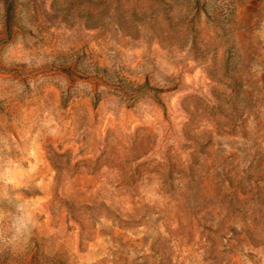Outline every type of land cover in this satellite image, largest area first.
Listing matches in <instances>:
<instances>
[{
    "label": "rangeland",
    "instance_id": "obj_1",
    "mask_svg": "<svg viewBox=\"0 0 264 264\" xmlns=\"http://www.w3.org/2000/svg\"><path fill=\"white\" fill-rule=\"evenodd\" d=\"M0 264H264V0H0Z\"/></svg>",
    "mask_w": 264,
    "mask_h": 264
},
{
    "label": "clouds",
    "instance_id": "obj_2",
    "mask_svg": "<svg viewBox=\"0 0 264 264\" xmlns=\"http://www.w3.org/2000/svg\"><path fill=\"white\" fill-rule=\"evenodd\" d=\"M27 227V224H26V221L22 220V221H19L16 225V232L20 235H23L25 229Z\"/></svg>",
    "mask_w": 264,
    "mask_h": 264
}]
</instances>
